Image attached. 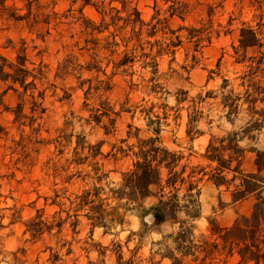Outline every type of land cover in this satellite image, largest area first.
Masks as SVG:
<instances>
[{"label": "rangeland", "instance_id": "obj_1", "mask_svg": "<svg viewBox=\"0 0 264 264\" xmlns=\"http://www.w3.org/2000/svg\"><path fill=\"white\" fill-rule=\"evenodd\" d=\"M123 1L144 23L166 21L167 27H158L152 38L146 28L143 42L177 44L156 58L155 71L140 69L136 63L125 73L115 72L113 64L124 49L115 48L113 55L114 49L101 42L108 33L87 30L101 17L94 7H82L81 1L28 0L30 27L25 21H9L10 13H0V58L14 64L23 57L29 73L25 85L35 79L34 89L26 92L12 79L0 81V264H147L149 259L152 264H169L160 260L164 244H169L163 238L177 232L178 224L167 221L153 227L146 214L158 202V187L152 186L153 196L133 208H124L126 201L117 202L114 195L123 174L132 168L138 141L155 137L151 129L156 122L162 146L181 156L176 171L185 165L208 167L204 154L210 139L229 133L241 137L244 173L255 170L256 152L264 155L259 132L240 134L249 119L246 106L237 118L226 120L219 90L225 78L233 96L244 91L238 78L247 64H236L232 49L238 46L243 25L258 29L264 55V0ZM92 4L115 9V17L125 18L123 13L116 15L122 8L120 0ZM4 6L17 16L27 13L19 0H4ZM127 33L128 29L123 36ZM92 40L98 42L96 57L89 51ZM256 51L248 50L247 57ZM76 67L83 69L79 80L73 72ZM88 80L93 87L107 82L109 90L85 100L87 85L79 84ZM99 102L112 110V124L107 118L99 123L89 120V110L99 109ZM188 116L197 122L189 125ZM187 131H198L203 138L190 135V140ZM88 147L99 154L77 165L74 155L85 157ZM161 179H166L165 170ZM94 189L101 190L106 215L96 227L85 217L87 210L76 211L74 202ZM249 202L254 206L256 200ZM199 206L200 217L193 222L182 212L176 217L193 226L195 236L208 235L209 222L228 228L253 209L247 203L232 206L230 191L216 189L206 178L200 185ZM114 217H122L123 223L113 222ZM74 221L78 223L72 228ZM236 262L231 258L225 264Z\"/></svg>", "mask_w": 264, "mask_h": 264}, {"label": "trees", "instance_id": "obj_2", "mask_svg": "<svg viewBox=\"0 0 264 264\" xmlns=\"http://www.w3.org/2000/svg\"><path fill=\"white\" fill-rule=\"evenodd\" d=\"M19 1L24 3L27 10L26 15L17 16L14 14V9L10 11L5 8L4 0L0 1V13L2 15L10 13L7 18L14 23L22 21L29 23L33 18L30 13L31 5L28 0ZM76 1H81L82 7H94L100 15V23L98 25L90 23L87 30L96 34L108 33V36L101 40L104 43V48L114 49L113 55H115V48L122 47L124 49L121 59L116 64L112 63L115 72L124 69L123 73H125L136 63L140 64V69L151 68L155 71L156 58L177 46L173 43L165 45L162 42L153 44L143 42L141 36L146 28H149L147 31L150 33L149 37L152 38L158 27L164 29L167 27L166 21L156 20L152 25V19L149 23H144L137 10L135 8L128 10L126 2L123 0H120L122 8L120 11H116V15L123 13L125 18L115 17V9L99 8L100 5L94 6L95 3L92 4L94 0H72L73 3ZM256 4L260 5L261 2H256ZM173 15L174 13L171 12L170 16ZM179 17L182 15L179 14ZM32 24L34 25L33 22ZM110 29L113 31L109 33ZM127 29V35L123 36ZM257 30L243 25L240 29L238 46L232 48L234 56H236L235 63L238 65L247 64L245 72L238 78L241 83L240 87L244 88V91L242 94L233 96L234 92L228 91L230 81L225 78H222L219 89L223 95L220 103L226 120L231 121V118H237L242 107L246 106L249 119L241 128L240 134L243 136L260 132L264 127V55L260 52L263 44ZM97 44L98 42L95 40L88 42V45L92 47L89 51H96L94 47H97ZM154 48L157 50L152 55ZM248 50H257L256 55L247 57ZM93 56L96 57L95 52ZM220 62L221 59L216 66L217 69L220 67ZM24 64L25 59L20 56L16 58L14 64H9L5 59L0 58V81L6 82L12 79V83L22 87L24 92L28 88L34 89L32 83L35 79L25 85V79L29 73ZM6 69L9 72H5ZM89 69L84 70L90 71ZM81 70H83L81 67H76L73 70L78 75L77 80L80 79L79 72ZM84 85H87L84 93L85 100L93 99L99 92L109 90L107 82H100L99 85L93 87L90 80L80 81L79 86L83 88ZM258 105H261L260 109L257 108ZM111 111L105 102H99V109L89 110V120L96 123H99L103 118L109 120L110 114H113ZM194 114L196 115L198 112H194ZM194 118L188 116L189 125L197 122ZM109 122L113 123L111 120ZM155 124L157 127L151 129L155 137L138 141L136 152L132 154V168L123 174L121 184L114 195L117 202L126 201V204L123 205L124 208L129 206L133 208L138 206L142 200L153 196L150 191L152 186L158 187L155 195L158 202L146 212L152 218L153 227H159L167 221L178 224L177 232L163 238V242L169 241V244H164L160 260H167L169 264H225L228 259L235 258L236 264H264V197L262 196L264 191V155L256 152V172L244 173L241 168L244 152L238 146L241 137L238 133H229L221 139L213 137L210 139L204 154V159L209 164L208 167L188 168L185 165L176 171L181 156L169 152L162 146L158 137L160 124L158 122ZM186 135L192 140L190 135L199 136L201 133L195 131L191 134L190 131H187ZM87 151L89 153L83 158H80L79 154L74 155L76 159L74 162L77 165L86 164L88 160L94 159L99 154V151H95L93 154V148L90 147L87 148ZM212 164L215 165L213 168ZM163 170L166 171L164 181L161 179ZM229 176L230 178H228ZM205 178L216 189L224 188L225 192L230 191L232 203L241 202L249 196H254L256 202L249 216L238 217L230 227L220 228L215 223L209 222L211 227L209 234L195 236L193 226L187 222H178L176 217L180 212L184 213L191 222L200 217V185ZM100 191L94 189L92 192H84L74 200L76 211L87 210L85 217L92 222V227L100 226L106 216L99 199ZM182 192L183 197L180 199L179 195ZM113 222L121 225L123 219L117 217ZM77 223L74 221L72 228ZM147 264H152V259H149Z\"/></svg>", "mask_w": 264, "mask_h": 264}, {"label": "crops", "instance_id": "obj_3", "mask_svg": "<svg viewBox=\"0 0 264 264\" xmlns=\"http://www.w3.org/2000/svg\"><path fill=\"white\" fill-rule=\"evenodd\" d=\"M264 128V127H263ZM261 129V133L259 132V134H260V136H261V139H263L264 140V129ZM203 138V135H199L198 137H197V140H200V139H202ZM196 139V138H195ZM261 151H263L264 152V142H263V147L261 148ZM242 164H243V160H242ZM255 166V165H254ZM241 168H242V166H241ZM256 172V167H255V170L252 172V173H255ZM252 173H249V174H252ZM227 193V192H226ZM263 194H264V191H263V193H262V196H263ZM254 196H249V197H247V198H245L243 201H241V202H237V203H232V206H238V205H244V204H249L250 206H251V208L253 207V205L252 204H250V199L251 198H253ZM255 198V197H254Z\"/></svg>", "mask_w": 264, "mask_h": 264}]
</instances>
